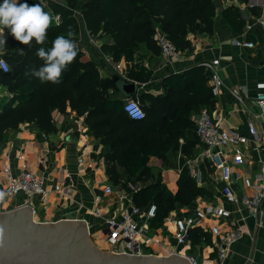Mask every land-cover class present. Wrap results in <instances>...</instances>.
I'll list each match as a JSON object with an SVG mask.
<instances>
[{
	"label": "crops",
	"instance_id": "0c3cea01",
	"mask_svg": "<svg viewBox=\"0 0 264 264\" xmlns=\"http://www.w3.org/2000/svg\"><path fill=\"white\" fill-rule=\"evenodd\" d=\"M21 1L23 0H17V3ZM212 1L216 7L212 33H189L187 39L191 47L179 50L178 58H167L160 52L154 54L141 47L133 62L125 61L124 58L114 62L109 53L102 51V44L111 43L112 39L108 36H90L82 14L83 2H80L74 9L79 25L80 61L94 63L102 78L112 79L118 75L133 81L136 99L142 104H147L140 98V91L162 93L163 78L181 74L196 66L204 67L202 63L219 59L218 69L223 87L217 97H211L210 102L201 107L207 108L212 117L228 130L248 137L247 124L252 122L256 130L264 136V119L259 117V110L254 101L257 85L264 83V31L256 22L258 17L264 18V0ZM62 2L64 3V0L58 3ZM229 8L238 14V17L225 13ZM51 24L58 25L53 21ZM247 24H252V27L247 29ZM233 40L250 41L253 46L248 48L234 45ZM135 63L142 64L152 72L147 81L140 82L129 77ZM0 71L3 72L1 69ZM204 72H207L206 69ZM205 84L209 87L208 81ZM116 93V96L121 98L117 89ZM11 97L12 93L8 87L0 81V110ZM198 108H192L186 116L192 126ZM52 120L56 130L51 133L41 132L34 123L29 122L20 123L16 128H8L3 133L0 140L1 164L8 165L13 175L30 171L44 177L45 193L31 198L25 194H18L10 199L3 197L0 199V212L23 206L29 199L31 205L28 207L31 211L33 208L35 221L51 223L65 220L67 217L84 221L89 225L92 241L107 251L106 245L100 239L102 218L91 213V209L96 205L94 196L100 195L102 198L100 206L104 217H116L129 204L128 200L133 202L132 195L141 188V183L136 180L137 175L129 176L119 164H116L115 170H111L112 174L108 172L107 167L113 168L115 162H112L110 157L107 160L105 155L113 148L109 141H102L90 132L85 115H78L69 107L63 113L54 109ZM185 129L183 135L178 138L177 150L163 147L173 165L163 163L162 158L155 155L148 157L146 166L149 167L151 175L147 183L158 184L159 191L166 188L175 193L177 190V179L183 168L180 161L183 156L181 147L190 139L188 128ZM152 148L156 150V147ZM192 150L194 156L184 167L188 169L196 185L203 190V194L188 205L177 204L176 207H179L171 210L157 226H151L149 220L146 223L148 230L146 237L142 239V247L147 256L165 257L170 256V251H177L194 254L203 264H216L214 237L208 231L210 225H206V230L201 227L193 228L188 243L177 245L172 235V218L193 213L208 201L223 202L221 188L227 183H230L237 193L245 192L242 177L249 176L254 179L259 173L263 153L249 143L246 146L244 164L236 166L230 161L229 176L224 178L221 170L214 169L202 157L203 147L200 143L195 144ZM66 174L69 177L66 178ZM57 184H62L61 192L55 191ZM5 185L6 180L0 177V192ZM105 186H111L113 193H103ZM120 195H125L123 201L119 199ZM151 202L153 203L152 200L150 204ZM222 204L231 211V215L225 220L216 221L221 230H226L231 223L241 222L239 219L246 216L245 211L239 210L236 204ZM141 209L144 210L145 207ZM134 219L140 224L145 220L139 215ZM244 223L248 232L232 245V251L223 264H264V211L260 217V225H256L254 218L249 216L245 217ZM117 248L123 249L124 244H118Z\"/></svg>",
	"mask_w": 264,
	"mask_h": 264
},
{
	"label": "trees",
	"instance_id": "16d2710c",
	"mask_svg": "<svg viewBox=\"0 0 264 264\" xmlns=\"http://www.w3.org/2000/svg\"><path fill=\"white\" fill-rule=\"evenodd\" d=\"M80 2H83L82 14L90 36L111 37L112 42L103 43L101 49L109 53L114 62L121 58L133 62L141 47L158 54L159 47L153 39L156 28L165 32L178 50L189 49V33H212L216 7L212 0H64V3L50 2V9L60 15V23L50 24L43 44H37L34 39L28 45L21 44L12 37L9 29H4L6 45L2 58L10 70L0 71V81L8 87L12 97L0 110V140L5 130L23 122L34 123L44 133L55 131L54 109L63 113L69 107L78 115H85L90 132L102 141H109L113 148L105 155L106 159L110 157L115 162L113 168L107 167L108 172L112 174L111 170L119 164L129 176L137 175L136 180L142 187L133 193V203L146 207L152 200L157 212L150 223L157 226L177 204L188 205L203 194L184 166L175 193L166 188L157 191L158 184L147 183L151 172L146 163L150 155L163 158L167 153L163 147L177 150L178 138L186 127L190 139L182 145L181 154L193 155L192 147L199 141L186 116L192 108L200 109L211 97L214 99L205 84L209 72L196 66L163 78L162 93L140 91V98L147 102L142 104L137 99L145 116L140 120L130 119L123 110V99L116 96L113 80L102 78L94 63L80 61L79 25L74 13ZM19 3L30 6L39 3L47 12L40 0ZM225 13L238 17L230 8ZM57 36L72 39L77 46V55L62 70L59 83H42L33 75L44 64L37 50L50 48ZM18 49H24V54L20 55ZM151 75L152 72L140 63H135L129 73L131 79L140 82L147 81ZM132 97L136 98V95ZM117 179L116 184L119 183Z\"/></svg>",
	"mask_w": 264,
	"mask_h": 264
},
{
	"label": "built area",
	"instance_id": "2783aa9c",
	"mask_svg": "<svg viewBox=\"0 0 264 264\" xmlns=\"http://www.w3.org/2000/svg\"><path fill=\"white\" fill-rule=\"evenodd\" d=\"M60 1L61 0H40L48 13H50L52 21L56 24L60 23V15L51 11L50 2ZM256 22L264 31V18L258 17ZM251 27L252 24L246 25L247 29ZM153 39L163 56L167 58H178L180 56V51L161 29H155ZM232 43L248 48L253 46V43L250 41L233 40ZM0 59L5 60L2 57H0ZM5 62L7 63L6 60ZM219 64V59H212L209 62L202 63L209 72L208 86L213 97H217L223 87V81L219 75ZM0 69L5 72L3 68ZM254 101L259 110V117L264 119V83H259L257 85ZM134 109H138L143 113L142 117H134L132 114ZM123 110L132 120H140L145 116L139 101L133 97L123 99ZM193 123L196 137L203 147L202 157H204L214 169L221 170L224 178L229 176L230 161L236 166L244 164L246 146L249 143L263 153L259 173L254 179L249 176L242 177V184L245 192L237 193L232 188V185L227 183L221 188L223 202L208 201L199 209L193 211V213L172 218V235L177 245H186L188 243L190 231L193 228L201 227L206 230V225L209 224L210 227L208 231L214 237L213 247L217 261L216 264H223L232 251V245L248 232L244 223L245 217L249 216L254 218L255 224L260 225V217L263 214L261 203L264 198V136L256 130L252 122H248L247 124L248 137L228 130L212 117L207 108H200L196 112L193 117ZM65 176L66 178L69 177L68 174ZM239 176L240 175H238L237 178H239ZM0 177L6 180V185L1 191L4 193V198L10 199L18 194H25L31 198L45 193L44 177L33 172L21 171L18 175H13L11 168L8 165H2L0 162ZM55 191L61 192L62 184H57ZM103 193L112 194L113 190L111 186H105L103 188ZM119 199L123 201L125 195H120ZM101 200L102 198L100 195L94 196L96 205L91 209V213L102 218L103 229L99 231L101 233L100 239L106 245L107 251L121 255L146 256L142 247V239L145 238L147 234L148 226L146 223L156 215V205L151 203L143 210L141 207H138L128 200L129 204L124 207L118 216L104 217L103 209L100 206ZM222 203L236 204L239 210L245 211L246 216L239 219L241 222L231 223L226 230H221L216 221L218 219L225 220L231 215V211ZM30 205L31 202L28 199L23 206ZM32 211L34 212L33 208ZM138 215L145 219L142 224L134 219V217ZM85 224L90 236L89 225L86 222ZM120 243L124 244L123 249L117 248V245ZM169 254L190 260L191 264H203L194 254L179 253L177 251H170Z\"/></svg>",
	"mask_w": 264,
	"mask_h": 264
},
{
	"label": "water",
	"instance_id": "95a60500",
	"mask_svg": "<svg viewBox=\"0 0 264 264\" xmlns=\"http://www.w3.org/2000/svg\"><path fill=\"white\" fill-rule=\"evenodd\" d=\"M120 99L135 94V83L112 77ZM137 187V186H135ZM264 211V198L261 203ZM0 264H191L180 256H132L99 248L84 221L67 217L37 222L28 206L0 212Z\"/></svg>",
	"mask_w": 264,
	"mask_h": 264
},
{
	"label": "clouds",
	"instance_id": "9594fccd",
	"mask_svg": "<svg viewBox=\"0 0 264 264\" xmlns=\"http://www.w3.org/2000/svg\"><path fill=\"white\" fill-rule=\"evenodd\" d=\"M52 22L50 13L45 12L41 5H29L27 3H17V0H3L0 3V55H4L6 40L4 29H9L12 37L21 44L28 45L34 39L37 44H43L46 40L47 30ZM71 37V33L68 34ZM77 46L70 38L57 36L52 45L47 50L41 47L37 50V55L44 61L43 66L33 72L42 83H59L62 70L73 62L77 55ZM20 55L24 54V49H18ZM0 68L5 72L9 71V66L5 60L0 59ZM134 117H142L138 109L133 111ZM4 193L0 192V199Z\"/></svg>",
	"mask_w": 264,
	"mask_h": 264
},
{
	"label": "rangeland",
	"instance_id": "374dc122",
	"mask_svg": "<svg viewBox=\"0 0 264 264\" xmlns=\"http://www.w3.org/2000/svg\"><path fill=\"white\" fill-rule=\"evenodd\" d=\"M175 153V152H174ZM162 154H164V153H162ZM177 154V153H176ZM168 153H165L164 154V157L162 158V161H163V163H165V164H169V163H172V165L174 164L173 162H172V160H170L169 158H168ZM174 155V154H173ZM193 156H194V154L193 155H189V156H181V158H180V161H181V163L183 164V166H185L186 165V163L189 161V159H191V158H193ZM159 158H161V157H159ZM164 165V164H163ZM140 186L142 187V184H140ZM159 189L160 188H158L157 187V190L159 191ZM154 203V202H153ZM179 206H182V205H179ZM178 206V207H179ZM178 207H175V208H178ZM174 208V209H175ZM177 210V209H176ZM92 229H95L94 227H92ZM93 231V230H92ZM97 238V237H96ZM103 250V249H102ZM110 252V251H109ZM112 253V252H111Z\"/></svg>",
	"mask_w": 264,
	"mask_h": 264
}]
</instances>
